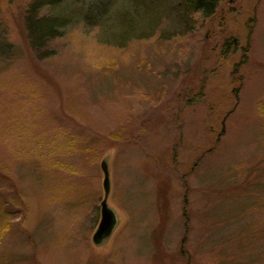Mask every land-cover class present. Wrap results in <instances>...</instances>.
Here are the masks:
<instances>
[{
	"label": "rangeland",
	"instance_id": "rangeland-1",
	"mask_svg": "<svg viewBox=\"0 0 264 264\" xmlns=\"http://www.w3.org/2000/svg\"><path fill=\"white\" fill-rule=\"evenodd\" d=\"M34 1L0 0V264H264V0L185 34L169 0L89 28L48 0L70 24L38 48ZM103 158L118 223L95 245Z\"/></svg>",
	"mask_w": 264,
	"mask_h": 264
},
{
	"label": "trees",
	"instance_id": "trees-1",
	"mask_svg": "<svg viewBox=\"0 0 264 264\" xmlns=\"http://www.w3.org/2000/svg\"><path fill=\"white\" fill-rule=\"evenodd\" d=\"M75 1L83 4L84 6L83 13H81L78 19H80L83 25L87 28L95 26L99 27L102 25L103 21L107 18L108 13L116 3V0ZM219 1L220 0H169V6L175 12L174 17L176 18V25L181 26L180 33L185 34L192 31L195 23V15L196 17L211 16L218 7ZM60 3L61 1H57L53 5H58ZM42 4H47L49 6V11L50 8H52V3L50 1L38 0L30 3L26 10V26L29 30L30 42L33 47L37 48L43 43H46L52 38L58 36L59 31L66 25L70 24L69 21L67 22V20L60 15L51 14V11L50 15L38 17L36 12L38 13V8ZM38 33H40V35L39 37H36ZM222 55H228L226 46L222 49ZM101 145L103 146L104 144ZM87 147L93 149L95 145L90 146L86 144V149ZM259 231L264 233V228H260Z\"/></svg>",
	"mask_w": 264,
	"mask_h": 264
},
{
	"label": "water",
	"instance_id": "water-1",
	"mask_svg": "<svg viewBox=\"0 0 264 264\" xmlns=\"http://www.w3.org/2000/svg\"><path fill=\"white\" fill-rule=\"evenodd\" d=\"M100 168L103 173L102 177V188H103V197L100 200V217L99 221L91 235V240L95 245L104 243L112 234L114 228L118 223V218L115 211L109 206L107 202V197L110 189V180H109V168L108 161L106 158H103L100 162Z\"/></svg>",
	"mask_w": 264,
	"mask_h": 264
}]
</instances>
